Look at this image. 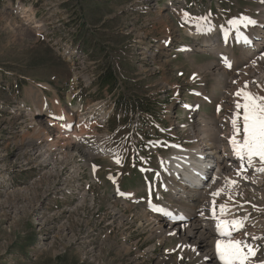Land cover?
<instances>
[{
  "label": "rangeland",
  "instance_id": "1",
  "mask_svg": "<svg viewBox=\"0 0 264 264\" xmlns=\"http://www.w3.org/2000/svg\"><path fill=\"white\" fill-rule=\"evenodd\" d=\"M194 1L199 7L193 10L212 11L211 20L217 26L225 21L232 24L231 21L242 17L257 21L263 15L259 0ZM170 3L169 0H0V264H23L27 258L28 264H217L211 257L213 247L206 248L198 243L199 239L196 244L198 234L190 235L186 241L181 233L167 236L166 223H158L148 215L145 218L141 209L150 202L160 204L162 180L173 169L170 162L182 155V149L176 147L180 153L175 156V150L168 144L192 151L197 138L203 135L202 130L212 128L221 135L233 131L232 123L218 116L216 109L224 102L221 111H225L233 103L237 90L228 89L229 83L224 78L215 80L219 65L214 54H193L205 39H193L182 28L184 10L180 11V7L184 2ZM219 8L226 19L216 15ZM196 19L201 22L203 16ZM39 24L43 26L40 31L35 29ZM42 31H49V40L60 36L83 40L82 66L92 67L96 76L112 70L113 83L107 85L101 79L93 82L89 93H83L79 101L78 97L69 96L73 100L71 105L75 107L78 101L81 109L69 107L66 94L72 69L55 53L53 42L42 39ZM168 36L172 37L173 45L166 48L161 63L156 57L145 58L141 44L146 39L155 41ZM180 46H191L193 51L177 53ZM241 51L234 48L235 58L239 66L246 67L248 63L240 59ZM210 61L216 69L206 70L212 64ZM257 69L264 74V64ZM199 72L205 78L203 86L194 82L197 79L192 80ZM233 72L226 73L232 76ZM177 90L179 96L174 94ZM190 90H199L210 97V104L203 105L201 116H189L182 110V101L188 97L193 105L199 104V99L189 96ZM263 90L262 87L256 91V95L264 96ZM226 91L231 92L226 95ZM47 98L53 99V110L59 111L62 121L67 120L66 114L76 116L77 122L81 113L89 117L84 114L95 106L96 112L101 105L106 111L114 106L106 126L96 122L95 117L78 129L72 126V132H77L75 136L83 141V164L82 157L55 140L52 144L34 140L29 145L33 136L29 128L33 119L29 116L34 114L28 115L30 111H19L18 107L23 103L36 113L35 108H46ZM117 99L122 103L130 100L129 104L136 101L143 110L132 113L136 108L129 112L117 109ZM146 110H151L150 116H142ZM39 123H33L34 135L45 138L41 130L48 132V123L46 119ZM53 133L48 134L56 138ZM207 135L210 133L204 136ZM150 169L160 171L161 175L155 178ZM148 181L157 187L153 201L146 194ZM165 185L169 189V182ZM114 190L122 193L128 206L113 199ZM257 193L264 199V181ZM227 200L239 202L234 186L228 188L219 203ZM252 201L264 204L261 199ZM169 204L174 206L173 210L176 206H183L182 210L187 207L175 200ZM189 208L193 210L192 205ZM157 223L158 228L163 224L165 235L157 230ZM262 232L259 233L264 239ZM86 236L92 238L84 240ZM35 238L41 243L37 259L31 256ZM255 264H264V248Z\"/></svg>",
  "mask_w": 264,
  "mask_h": 264
},
{
  "label": "bare ground",
  "instance_id": "2",
  "mask_svg": "<svg viewBox=\"0 0 264 264\" xmlns=\"http://www.w3.org/2000/svg\"><path fill=\"white\" fill-rule=\"evenodd\" d=\"M263 2H264V0H263ZM262 8L264 10V7H262ZM261 17H262V20H264V14ZM40 27H42V26H38V28H40ZM256 28L257 29H256V31H254L253 34L248 33L247 35H244L243 39H242L243 41L240 42L239 47L243 51L242 57L240 59L246 60L247 63L249 62V60H251L246 65V67H243L239 72L232 74V76H229L230 74L226 73L228 71H226L223 68L220 69L219 67L217 68L218 71L215 72V73H217L215 80H220L221 78H224L225 83L226 82L229 83V85H227V86H228V89H230V90H239L240 91L241 89H246L247 91H249L253 94H258L256 91L260 90L262 87L264 88V74L260 73L259 69H257L260 64H262V65L264 64V38L261 35L264 26L259 25V26H256ZM166 38H169V37H166ZM209 40L210 41H205L204 43L198 44V47L196 48V50L193 51V54H200V53H202V54L206 53L209 55L210 54H214V55L219 54V52L221 51V49H223V47L222 46L216 47V45L214 43L212 44L213 39H209ZM50 41L53 42L55 52L58 53L59 55H61L66 60H68L69 63L71 64L73 78H72V83H71V90L69 92L70 94L74 93L75 95H78V94L83 92V88H87L93 82L98 81L99 76H96L93 73L94 69L92 67L87 68L86 65L82 66L83 64H81V63H83V50H82L81 44L79 42H77L76 38H67V37H61L60 36L59 38L57 37L55 40H50ZM157 44L158 43H155V46L150 50L143 47L142 50L144 52V56L147 55V57H153V58L157 57L160 54V48L157 46ZM68 46L70 49H67ZM190 49H191V47H185L180 52L183 54H187V52ZM233 55H235L234 52H233ZM185 56L188 57L187 55H185ZM226 59H227V61H226ZM226 59L222 58V60L224 61V62L223 61L222 62H223V64H225L226 66L229 67L228 64L233 63L232 62L233 59L231 58V55H228ZM209 63H212V64L209 67H207L206 70H209L210 67H213V69H216L214 62L210 61ZM231 65H233V64H231ZM81 67H83V68H81ZM203 68H200L199 71L204 72L203 70H205V69H203ZM220 72H222V73H220ZM198 77H199V80H201V82L205 81V79H201L200 76H198ZM255 89H256V91H255ZM176 92L177 93L175 96H179L180 95L179 91L177 90ZM229 92H231V91L226 92V95H228ZM238 101L243 102V97L241 96V97L234 98L233 103H230V105H233V106H231L233 109L229 108V106H230L229 105L228 108H225V111H223L219 114V116H224L226 118V120L228 121V123H232L231 121L234 118L235 113L237 112L236 103ZM223 104H224V102H223ZM223 104H222V108H223ZM104 109H105V107L103 105H101L100 111H102ZM91 113H94V112L92 111ZM100 113L101 112H98L97 114H100ZM50 114H51L50 115L51 118L54 119L56 122V123L52 124L53 126L64 127L65 128L64 132L66 131V129L70 130L69 129V123L67 122V120L62 121L63 120L62 117L60 115H55L53 112H50ZM41 116H49V114L48 115H41ZM66 116H67V114H66ZM29 117H31L33 119L32 124L29 126V128H31L33 130V132H32L33 136L31 138V140H28L29 145H32L34 140L36 141L35 143H38V142L39 143H47L48 142L50 144H52L56 141L57 144L61 143V145L68 147L69 149H71L75 153H77L80 157H82L81 161L83 164V150L79 147L82 144H81V139L77 138L75 136L77 133H74V132L71 134H61L59 132L53 133V132H55V130L50 128L49 131L50 132L52 131V133L55 134L54 136L58 139L53 138V135L48 134L49 133L48 130H47L48 132H46L45 130H41V132H43L45 134V138L42 136H37V135H34L35 128H33V123L40 122L39 124H41L43 122V120L40 119L39 121H36L38 116H29ZM90 117H93V116H89V118ZM95 117H97L99 122H104L103 116H95ZM47 122L49 123L51 121H47ZM77 122L83 123V116H78ZM37 129L39 130L42 128L37 127ZM213 131H214V129H212V128L210 130H207V131L202 130V132L200 134H203V135H200L197 138V140L194 143V147H193L194 150L192 149V151L191 150H184L181 147L180 148L182 150H180V149L176 148V146H173V148L175 150V156L177 154H179L180 152L182 155L175 157V159L171 160L172 162H170V165L173 167V170H174L172 172V177L179 175L180 179L182 178L181 182L179 184H177V186H179L181 189L185 190V192L189 195L191 201L194 203H196V201L199 198H201V197L203 198V196H204L200 190L201 183L198 184L197 188H196V184L194 181L196 174H198L199 176H207L206 168L211 167V165H213L215 167L214 169H216V171L214 173L212 172L209 174L210 177L212 176L211 177L212 183L210 181L206 185L207 186L206 190L211 192L214 189L212 185L217 184L221 175L227 174V172L230 171L229 169L232 170V167L230 166V164L226 162L225 156L227 153L231 152V151L227 152V150L231 149L234 151L232 143H231V137L234 135V129H233V131H227V133L231 132L228 135H227V133L221 135L220 133L213 132ZM207 133H210V135L209 136L207 135V137H205L204 135H206ZM65 138H66V141L63 143V139H65ZM192 141H194V138L192 139ZM175 148L178 151L180 150V152L177 153ZM99 153L102 154V151H99ZM105 153L108 156H111V153H109L107 151H105ZM234 153H235V151L233 153L231 152L230 157H232L234 155ZM256 175H260V174H256ZM260 176H264V175H260ZM238 178L240 180L241 176H238ZM239 180H238V182H239ZM185 184H188L189 188H187L185 186ZM170 188L172 191H176L177 187L172 182ZM83 195H84V193H83ZM111 196H113V199L116 202L119 200L118 197H116L114 194H111ZM204 198H205V200L209 199L208 196H204ZM85 201H87V200L85 199ZM180 202L187 203V205H186L187 207H185L184 210H182V208H183L182 207L180 212H178L179 215L185 216V221L179 225L184 224L189 219V216L192 218H191L189 224L187 226H184V228H182V226H177V225L174 226L172 228L173 232H171V230H170L167 233V236L173 235L175 237V236H179V234L181 233V234H183L182 235L183 240L186 241L185 239L191 237L190 234H193L194 236H196L198 234L197 237L199 239V242H198L199 244H203V246H205L208 249L210 247L211 248L213 247L214 252L211 254V257L215 262L216 258H219V255L216 252V242H217V240H219V238L215 233L213 223L209 220V217L207 215H205V210L202 207L192 206L193 210H191L189 208V206H191V205L188 203V202H190V200L180 199ZM112 203L114 204V201ZM123 204H124L123 206H126L125 203H123ZM93 205H95V204H93ZM110 207H111V205H110ZM125 209H126V207H125ZM142 212L144 213V217L147 216L145 211H142ZM128 218H130V220H132L131 217H128ZM156 221H158V223H160V222L163 223V221H161L160 219L156 220ZM158 223L156 224L157 230L161 234L165 235L166 232L163 231V224H162V227L158 228V226H159ZM171 226H173V225H171ZM87 230H88V228H87ZM88 237L89 236L84 237V240H86ZM91 238L92 237H89V239H91ZM239 238H241V237H239ZM40 245H41V243H39V242L36 244V250L37 251H39L41 249ZM209 252H211V250ZM37 256H38V254L34 255L32 257L37 259ZM204 256H205V254H204Z\"/></svg>",
  "mask_w": 264,
  "mask_h": 264
},
{
  "label": "snow or ice",
  "instance_id": "3",
  "mask_svg": "<svg viewBox=\"0 0 264 264\" xmlns=\"http://www.w3.org/2000/svg\"><path fill=\"white\" fill-rule=\"evenodd\" d=\"M231 23L239 28L241 24L247 26L255 24L256 21L250 17H242ZM236 95L242 96L243 102L236 103L237 112L231 121L234 129L231 143L235 154L240 161H246L248 165H252L257 158L261 164H264V96H258L246 89H241ZM238 137L241 138L238 139ZM244 170L241 169V171ZM257 171L264 172V167L258 168ZM230 183L235 185L236 181ZM226 209V205H221L220 214L225 215ZM233 226L240 227L242 222L235 219L222 220L217 226L220 235L226 239L216 242V252L223 264H247L252 257H255L256 250L248 247L245 251L243 241L232 239Z\"/></svg>",
  "mask_w": 264,
  "mask_h": 264
},
{
  "label": "trees",
  "instance_id": "4",
  "mask_svg": "<svg viewBox=\"0 0 264 264\" xmlns=\"http://www.w3.org/2000/svg\"><path fill=\"white\" fill-rule=\"evenodd\" d=\"M114 77H115V75H114L112 70H106V72L103 76V80L105 81V83L107 85H109V84L113 83V81L115 80ZM122 106H124L125 109L131 108V105H129L127 102L122 103V101H119V107L122 108ZM133 106H134V104H133Z\"/></svg>",
  "mask_w": 264,
  "mask_h": 264
},
{
  "label": "crops",
  "instance_id": "5",
  "mask_svg": "<svg viewBox=\"0 0 264 264\" xmlns=\"http://www.w3.org/2000/svg\"><path fill=\"white\" fill-rule=\"evenodd\" d=\"M23 238H24V237H23ZM21 239H22V238H21ZM21 239H20V240H21ZM32 245H33V244H31V247H32ZM28 256H29V255H28ZM24 261H25V263H23V264H28V263H29L28 258H27V259H24Z\"/></svg>",
  "mask_w": 264,
  "mask_h": 264
},
{
  "label": "built area",
  "instance_id": "6",
  "mask_svg": "<svg viewBox=\"0 0 264 264\" xmlns=\"http://www.w3.org/2000/svg\"><path fill=\"white\" fill-rule=\"evenodd\" d=\"M70 67H71V64H70ZM80 148H82L81 145H80ZM79 196H80V195H79ZM70 208H71V206H70Z\"/></svg>",
  "mask_w": 264,
  "mask_h": 264
}]
</instances>
